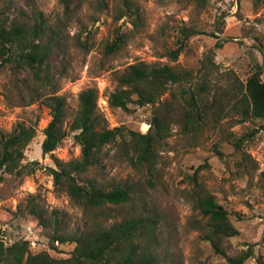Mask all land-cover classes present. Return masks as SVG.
Masks as SVG:
<instances>
[{
	"label": "rangeland",
	"instance_id": "obj_1",
	"mask_svg": "<svg viewBox=\"0 0 264 264\" xmlns=\"http://www.w3.org/2000/svg\"><path fill=\"white\" fill-rule=\"evenodd\" d=\"M132 1L143 15L140 29L130 19L118 20L120 0H107V6L99 0L82 4L72 0L69 7L68 0H0V11L11 17L21 11L30 17L41 12L62 33V47L54 51L49 65L58 95L67 101L70 118L65 128L78 110L79 95L87 89L97 90L98 113L109 129L145 134L156 112L165 109L172 116L168 119L171 135L159 150L155 187L145 184L147 174L134 170L124 157H117L118 145L107 148L110 157L99 177L107 182L129 181L139 188L134 208L138 215L154 214L160 219L156 253L163 264H232L229 258L249 249L252 257L244 264H264V120L245 119L233 100L234 95H242L259 67L264 80V0H208L203 8L191 0ZM184 26L198 34L188 39L173 62L168 54L177 47L179 29ZM117 33L124 34L126 41L118 52L107 55L106 46L114 42ZM210 55L214 64L205 69ZM139 62H159L189 72L191 83L182 85L187 89H194L208 73L206 99H218L214 111L219 113L210 111L202 129L187 133L173 119L182 102L175 103L171 91L162 98V103L167 102L164 105L131 104L130 111L110 107L108 97L117 89V72ZM33 83L30 74L15 72L0 62V137L19 124L37 132L25 151L23 174L1 175L0 238L7 245L27 240L33 254L48 252L56 259H67L74 245L56 243L54 249L49 233L28 208L35 200L49 211L64 213L69 233L93 227V218L56 188L49 173V168H56L55 158L65 162L77 159L81 149L69 135L55 152L43 154L44 131L52 116L39 98L43 90L35 92ZM177 89L174 86L172 91ZM195 179L227 208L239 231L227 241L226 257L202 238V217L189 196Z\"/></svg>",
	"mask_w": 264,
	"mask_h": 264
},
{
	"label": "trees",
	"instance_id": "obj_2",
	"mask_svg": "<svg viewBox=\"0 0 264 264\" xmlns=\"http://www.w3.org/2000/svg\"><path fill=\"white\" fill-rule=\"evenodd\" d=\"M85 0H79V4ZM203 8L208 0H191ZM72 0H68L67 7ZM107 6V0H99ZM78 4V6H79ZM118 20L130 19L140 29L144 19L141 9L132 0H120ZM177 47L169 51L176 62L187 46L190 37L198 31L189 27L179 29ZM59 29L51 25L41 12L33 17L23 14L11 17L0 11V62L15 72L25 71L33 78L35 92L42 91L44 105L50 110L52 120L45 129L42 143L44 155L52 154L69 136L73 135L81 149V156L70 161L55 158L56 168H49L56 188L64 191L71 202L93 218V227L82 233H69L64 213L47 210L35 200L29 204V213L39 220V226L50 235V242L74 245L71 257L56 259L48 252L33 254L31 244L20 240L7 245L0 238V264H163L156 253L160 219L154 214L138 215L135 204L139 200V188L129 181L107 182L99 177L103 164L110 157V146H117V157H124L134 170L148 176L145 184L155 187V173L159 162V150L170 137L167 110H159L150 122L147 133L122 128H107L98 113V92L87 89L78 98V110L71 123L67 101L58 95L55 74L49 65L54 51L62 47L64 38ZM126 41L117 33L115 40L106 46V54L118 52ZM221 47V44H218ZM213 53V52H211ZM213 56L207 57L205 69L213 66ZM263 68L259 67L248 79L241 96L234 95L235 109H240L245 119L264 120ZM117 89L108 97L110 107L130 111V105L140 107L164 105L162 98L171 91L175 103L179 101L175 121L182 124L187 133H196L208 121L210 111L214 115L215 103L207 98L210 89L209 74L204 73L196 87L184 88L191 83V74L159 62H139L116 74ZM177 86L179 89L172 91ZM47 89L49 90L48 92ZM177 101V102H176ZM179 103V102H178ZM160 108V106H159ZM221 111V110H220ZM36 129L19 124L12 132L0 137V180L4 173L21 176L25 166V151L35 139ZM154 176V178H153ZM194 209L202 217L199 230L217 254L227 256L226 244L239 235L231 222L227 208L207 192L195 179V188L189 193ZM112 221L110 224L109 222ZM204 222V223H203ZM252 257V249L235 258L232 264H244Z\"/></svg>",
	"mask_w": 264,
	"mask_h": 264
}]
</instances>
